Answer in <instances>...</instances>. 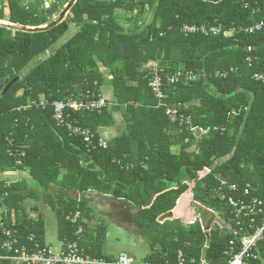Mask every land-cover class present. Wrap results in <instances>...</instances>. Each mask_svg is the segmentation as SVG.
<instances>
[{"label": "trees", "instance_id": "16d2710c", "mask_svg": "<svg viewBox=\"0 0 264 264\" xmlns=\"http://www.w3.org/2000/svg\"><path fill=\"white\" fill-rule=\"evenodd\" d=\"M59 1L70 4L69 14L56 21L50 17L59 12L58 2L39 11L21 0H0V20L15 24L0 23V172L27 170L40 186L56 184L80 193V198H46L57 212L63 243L76 239L78 224L68 216L85 212V191L143 206L138 215L151 227L191 193L215 211L217 225L210 233L201 222L181 229L168 238L162 256L147 260L173 264L182 252L188 260L204 256L214 264L227 263L229 242L248 220L237 214L234 202L264 196V81L255 78L256 73L264 76V26L246 30L264 21V0ZM147 8L152 16L142 26L134 25L136 14L126 22L118 13L134 15L137 9L144 14ZM54 22L51 28L30 29ZM191 25H215L221 32L184 31ZM156 71L163 81L162 98L149 85ZM100 97L106 106L66 107L65 124L54 117L57 101L90 104ZM119 111L127 130L112 139L104 136L106 147L93 149L67 124L89 129L97 144ZM0 184V222L19 233L9 250L0 226V264H18L16 250L33 252L50 244H45L44 220L29 217L26 210V181L0 179ZM247 184L251 193L245 196ZM202 212L212 215L205 208ZM105 231L100 224L95 238L82 240L93 256L107 257ZM263 243L258 250L264 254ZM248 264L263 260L259 256Z\"/></svg>", "mask_w": 264, "mask_h": 264}, {"label": "crops", "instance_id": "0c3cea01", "mask_svg": "<svg viewBox=\"0 0 264 264\" xmlns=\"http://www.w3.org/2000/svg\"><path fill=\"white\" fill-rule=\"evenodd\" d=\"M3 22L0 20V23ZM11 23V22H4ZM116 118V117H115ZM115 120V124H116ZM115 124L102 129L101 134L108 139H112L120 134L111 135L110 130L114 129ZM123 124V123H122ZM111 136V137H110ZM0 179H8L10 181H26V187L23 193L28 194V199L25 201V207L29 217L34 219L42 218L46 228L45 244H50L53 247H60L63 241L59 239L58 232V215L52 206L47 203L46 198L58 195L76 196L79 194L72 193L67 188L53 184L50 187H43L33 180L27 170H10L0 172ZM136 185V184H135ZM172 187L168 184L167 188ZM48 194V195H47ZM47 195V196H46ZM83 201L86 204L85 212L82 214L84 226L89 230L86 234V240H92L97 235V226L103 224L106 228L103 241V253L108 260H114L121 252H127L130 258L137 263L147 261L150 256L164 254L168 246V238L171 234L177 236L181 229L190 228L197 225V222L202 224L203 229L210 233L215 224L218 223L217 217L213 216L214 210L205 207L202 203L194 199L191 193L183 194L178 200L176 206L158 217L157 223L153 227L142 223V218L138 213L142 207L136 206L131 200L123 198H114L111 194L102 193L97 190H88L83 193ZM154 200V197L151 199ZM36 206L39 207L36 209ZM207 209L210 214L202 212ZM169 221V223H167ZM204 222L209 226L206 228ZM113 224L118 227L110 225ZM174 225L171 227L170 225ZM113 228V231H112ZM123 229L127 231L125 234ZM51 230V233L49 231ZM92 231V233H90ZM58 238L60 243H55V238ZM89 236V237H88ZM92 236V237H90ZM84 238V239H85ZM264 244V243H263ZM56 247V248H58ZM85 247V246H84ZM207 248V247H206ZM260 258L264 260L263 252L259 250ZM91 254V253H90ZM92 255V254H91ZM93 256V255H92ZM162 256V255H159ZM97 257V256H94ZM205 258L204 256L201 257Z\"/></svg>", "mask_w": 264, "mask_h": 264}, {"label": "built area", "instance_id": "2783aa9c", "mask_svg": "<svg viewBox=\"0 0 264 264\" xmlns=\"http://www.w3.org/2000/svg\"><path fill=\"white\" fill-rule=\"evenodd\" d=\"M264 26V21H260L255 26L247 31L260 30ZM186 32H202L204 34H214L218 35L221 32V29L213 25L212 27H207L205 25H191L184 28ZM226 35V34H225ZM226 75V74H225ZM224 75V76H225ZM192 78L196 76L191 73ZM178 76H174L170 80L174 82ZM255 78L264 81V76L260 74H255ZM162 77L156 71L154 77L150 80L149 85L152 87L153 91L156 93L157 97H163L162 91ZM106 99L100 97L97 101L90 104L85 103L84 101L71 100L67 103L57 101L54 103L56 112L55 119L59 124H65L64 111L66 107H70L73 110H80L85 108H101L106 106ZM168 113H173L174 110H167ZM69 130L72 134L82 135L88 144L92 145L93 149L99 147H106L108 144L107 139L102 136L99 138L98 143H94L95 135L89 129H82L79 126H73L71 123H67ZM20 156H25V152L22 151ZM19 164H22V159L17 160ZM6 186H10V183H7ZM232 189L236 190L237 186L233 184ZM1 190V184H0ZM251 193V186L247 184L243 189V194L249 195ZM237 214L244 215L248 218L245 222L246 226H241L240 231L237 233L240 236L236 239H232L229 242V247L226 249L225 254L228 255V261L225 264H248V260L259 258L258 247L261 242H264V196H251L249 199H241L234 202ZM69 219L72 222L78 224L77 231L75 232L76 239L74 241H69L62 243L61 247L55 249L52 245H47L44 248H39L33 252L22 251L19 252V256H15L16 262L18 264L27 263V264H163V263H154L149 260L143 261L141 263L134 262L127 252H121L118 257L114 260H108L106 258H99L92 256L87 252L86 248L82 244L84 238L85 226L82 221V213L80 211L69 215ZM0 226L2 228V233L5 236L4 247L9 250H13L15 244L18 242L19 233L18 230H11L6 226V224L1 221ZM29 239L33 241L35 239V234H30ZM168 264V263H167ZM173 264H214L206 259H187L182 252L179 253L176 263Z\"/></svg>", "mask_w": 264, "mask_h": 264}, {"label": "rangeland", "instance_id": "374dc122", "mask_svg": "<svg viewBox=\"0 0 264 264\" xmlns=\"http://www.w3.org/2000/svg\"><path fill=\"white\" fill-rule=\"evenodd\" d=\"M22 1V3H25V4H27V5H29V6H32V8H36V9H38L39 11H44V10H47V9H49V8H51V6H53V4L55 3V2H58V6H59V12L58 13H55V14H53L51 17H50V20H60L61 19V16H63L64 15V17L65 16H67V14H69V11H68V9H69V6H68V4L69 3H64L63 5L60 3L59 4V0H21ZM4 6L5 7H7V2H4ZM6 11H7V9H6ZM138 11L139 10H135L133 13H134V15L132 14V13H125L124 11H118V13L120 14V16H121V19L122 20H124V21H126L127 22V18L129 17V16H136L137 15V18H135V23H134V25H138V26H142L143 24H145L146 22H148L149 20H150V18H151V16H152V12H153V9L152 8H147L146 10H145V12H144V14H139L138 13ZM136 14V15H135ZM1 21H3V22H1L2 24L5 22V20H1ZM133 23H132V25H133ZM74 29V27H72V30ZM71 32V30L64 36V37H67L68 36V34ZM34 64V62H31L30 63V66H32ZM151 64H153V63H151ZM105 88V87H104ZM106 91V92H105ZM105 91H104V93H105V95L107 96V97H109V94L107 93V92H110V90H108V89H106L105 88ZM115 114V117H116V124H115V127H114V129H112V130H110V134L113 136V135H115V134H121L122 132H124V131H126L127 130V125L125 124L126 123V121L124 120V118L122 117V113L119 111V112H117V113H114ZM123 123V124H122ZM111 137V136H110ZM167 223H169V221L167 222ZM110 225L111 226H115V225H113V224H111L110 223ZM174 225V223L173 224H171L170 226L172 227ZM215 225H217V224H215ZM115 228H117L118 229V227L117 226H115ZM223 228H226V227H223ZM112 231H113V228H112ZM123 232L126 234L127 233V231H125L124 229H123ZM49 233H51V230L49 231ZM53 237L55 238V235H53ZM56 240H55V243L56 244H59L60 243V241H59V239L58 238H55ZM56 247H58V246H56ZM55 247V249H58V248H56ZM60 247H61V245H60ZM263 264H264V260H263Z\"/></svg>", "mask_w": 264, "mask_h": 264}, {"label": "water", "instance_id": "95a60500", "mask_svg": "<svg viewBox=\"0 0 264 264\" xmlns=\"http://www.w3.org/2000/svg\"><path fill=\"white\" fill-rule=\"evenodd\" d=\"M73 1V0H72ZM68 6H70V4H68ZM64 17V15L62 16V18ZM88 21H91V20H88ZM87 21V22H88ZM57 22H54V23H52V24H48V25H45V26H41V27H38V28H30V29H32V30H37V31H40V30H44V29H46V28H51L53 25H55ZM3 24H7V25H9V26H15V24H13V23H3ZM19 78L18 77H16V78H14L13 80H11L6 86H5V88H4V90H3V94H5L7 91H8V89L18 80Z\"/></svg>", "mask_w": 264, "mask_h": 264}, {"label": "bare ground", "instance_id": "6f19581e", "mask_svg": "<svg viewBox=\"0 0 264 264\" xmlns=\"http://www.w3.org/2000/svg\"><path fill=\"white\" fill-rule=\"evenodd\" d=\"M5 22H8V21H5Z\"/></svg>", "mask_w": 264, "mask_h": 264}]
</instances>
